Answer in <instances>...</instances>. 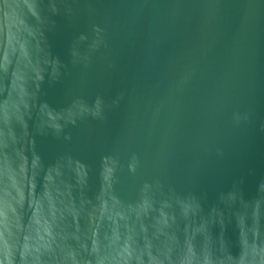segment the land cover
Instances as JSON below:
<instances>
[{
  "label": "water",
  "instance_id": "95a60500",
  "mask_svg": "<svg viewBox=\"0 0 264 264\" xmlns=\"http://www.w3.org/2000/svg\"><path fill=\"white\" fill-rule=\"evenodd\" d=\"M0 264H264V0H0Z\"/></svg>",
  "mask_w": 264,
  "mask_h": 264
}]
</instances>
